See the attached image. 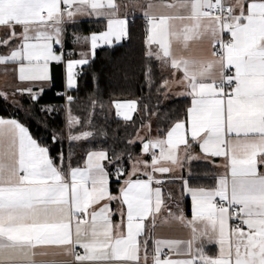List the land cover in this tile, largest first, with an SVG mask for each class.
Returning <instances> with one entry per match:
<instances>
[{"label": "snow or ice", "instance_id": "1", "mask_svg": "<svg viewBox=\"0 0 264 264\" xmlns=\"http://www.w3.org/2000/svg\"><path fill=\"white\" fill-rule=\"evenodd\" d=\"M120 9L117 0H0V28L7 29L0 65H16L20 81L48 82L50 64L65 63L66 86L74 88V70L91 63L100 42L112 46L129 35L128 14ZM142 14L146 55L182 73L176 83L192 98L186 120L165 138L144 143L146 154L160 150L151 153V164L136 161L147 178L133 179L141 170L134 167L113 193L111 180L119 183L127 171L108 167L119 157L114 161L105 149L92 148L73 166L70 154L53 157L18 117H0V264H264V0H149ZM77 16L106 20V31L83 38L89 51L64 61L65 26L77 23ZM203 39L212 51L192 56V44ZM16 91L35 102L43 88ZM116 108L131 120L136 104ZM78 125L69 110L70 143L95 137L74 132ZM51 141L58 142L55 134ZM192 144L222 158L224 173L212 188L181 178L192 202L187 219L179 209L172 212L171 194L166 199L161 187L170 181L155 174L170 173L173 168L162 162L176 166L181 146L187 152ZM165 216L190 229V238H154ZM208 245L216 246L214 254Z\"/></svg>", "mask_w": 264, "mask_h": 264}, {"label": "trees", "instance_id": "2", "mask_svg": "<svg viewBox=\"0 0 264 264\" xmlns=\"http://www.w3.org/2000/svg\"><path fill=\"white\" fill-rule=\"evenodd\" d=\"M119 1L134 5L143 0ZM105 27L106 21L101 19L74 23L68 29L88 34ZM146 30L144 18L135 15L130 20L129 35L122 43L98 48L91 63L78 72L77 86L70 92L74 95L70 104L66 105L64 98L57 95V91L64 90L63 84H59L44 90L35 102L27 96L20 105L8 99H0V117H18L27 124L38 142L50 148L53 157L60 152L70 154L73 166L82 164L86 150L103 148L114 161L117 157L120 158L114 167H108L111 170L124 168L127 170L126 175L132 158L142 150L139 142L129 143L133 141L137 130L154 119L156 132L161 136L165 135L172 124L187 116L191 101L189 97L166 99L162 87L166 74L158 60L146 55ZM117 99L137 101L138 108L131 120L119 118L116 114L113 102ZM93 101L96 102L95 105ZM42 107L55 110L49 114L40 111ZM68 110L81 121V125L73 131H92L95 133L93 139L79 143L69 142L65 128ZM52 134L58 138L55 144L51 141ZM196 165L208 166L202 162H197ZM118 184L116 181L112 183L114 190L118 189Z\"/></svg>", "mask_w": 264, "mask_h": 264}, {"label": "crops", "instance_id": "3", "mask_svg": "<svg viewBox=\"0 0 264 264\" xmlns=\"http://www.w3.org/2000/svg\"><path fill=\"white\" fill-rule=\"evenodd\" d=\"M117 2L121 5V9H120L121 14L127 13L129 20H131L132 17L135 15H141L143 17L142 13L145 10V7L147 3L149 2V0H143V1L135 3L134 5H130V8L128 10L126 9V6H125L126 3H124L123 1H119V0H117ZM76 20L78 22H81L84 20L89 21V20H101V19L82 18V17L77 16ZM69 25H72V24H67L65 26L66 33L64 36V44H63V51L65 53L64 61H67L68 59H79L81 53L89 51L90 42L86 43L83 38L90 37V35L93 33L98 34V33L106 31V27H105L101 31L84 34V33H79L77 31L68 29ZM17 31H19V29H17ZM6 33H7L6 28H0V37L5 36ZM225 34L229 36L228 33H225ZM74 37L81 38V39L75 40ZM124 39L125 38H123L119 43H116L115 41H113V45L122 43ZM104 46H109V45H106L103 42H100V45L97 47V49L100 47H104ZM56 48H57V54H60L59 53L60 46H56ZM152 48L155 49L156 46L152 45ZM146 49L148 51V45ZM96 50H95V53H96ZM211 51H212V48H211L210 42L207 39H203L201 41H197L192 44L190 54L195 57H202L205 55H209ZM158 62H160V66L162 67L163 72L166 74V78L164 79V81H168V86L163 87L164 95L166 99L183 98V97H189L190 99H192L191 96L186 94L187 90L185 89V87L183 85H179L176 83V81L180 79L182 73L180 71L173 70L171 67H169L167 64H164L161 61H158ZM16 67L17 66L13 64H9L6 66L0 65V68L5 69L6 71L8 70L13 71L12 80H14V83H12L13 85L8 86L6 85L7 79L4 77L2 81L0 82V88L2 89H5V88L14 89L15 87L18 88L19 83H25L29 85V87L27 88H31L34 93H39L41 88H43V91H44L50 87H53L54 85H59V84H63L64 89L69 92H71V90L76 88V87L67 88L66 86L65 63L52 62L50 64L51 80L48 82L20 81L18 79V73L14 71ZM81 69L82 68L78 67L74 71L78 73ZM76 86H77V77H76ZM20 95L29 96V94L26 92ZM128 102H135V104L137 103V101L133 99L114 100L113 105H114L116 114L118 111H123V110H118L116 108V103H128ZM190 106H191V101H190ZM137 108H138V104H136L135 110L130 113L132 118L135 115ZM118 116L119 118H123L122 115H118ZM186 117L178 121H184L186 120ZM174 124H172V126ZM172 126H170V128ZM156 138L163 139L165 138V135L163 136L159 135L153 129V127L151 126L149 122L144 124L142 127H140L137 130V133L133 141L139 142L142 145V150L140 151L138 155L132 158L131 163H130V168L127 174L121 178L118 184V188L121 186V184H123L124 180L128 179V173L131 172V170L134 167H138L141 170L138 173V176L132 177L133 179H136V178L146 179L147 178L146 176L143 175L142 165H137L136 161L137 160L146 161L148 164H151V153L155 152L156 154H159L160 150L159 148H155V149L150 148L149 152L146 154L143 152V144L147 143L149 139H156ZM178 155L180 157V163L177 164L176 166H172L170 163H167V162H162L163 166H168V167L173 168V170L170 173L164 174V175H161L160 173H156L155 176L156 178L170 181V182L164 183L161 186L162 193L164 194L166 199L168 195L171 194V197H172L171 200L177 201V210L179 209V212H182L187 219H191L192 202H191L190 195L182 191V179L181 178L189 179V182L193 186L212 188L216 184V177L224 173V168L222 167L223 160L222 158H218V157L206 156L196 144H192V147L187 152H185L183 149V146H181L180 150L178 151ZM186 157H196V159H187ZM197 162L206 163L208 164V166L207 167L198 166L196 165ZM198 177H202V178H198ZM115 181H116L115 179H112L111 184H110V187L113 193H117V190H114V188L112 187V183ZM171 200H168V204L169 202H171ZM169 205L171 207L172 212L175 213L174 210H176V208L172 204H169ZM112 207L113 209H115L117 205L113 203ZM113 219L114 221L119 222L120 218L114 217ZM164 219H165L164 223H160L158 221L157 227L155 228V231H154V238L156 239H181V240H187L190 238V229L186 228L183 224L179 223L178 221L174 219H167L166 216ZM207 250L209 254H214L217 249L215 245H208ZM53 258L63 259V257H49V259H53Z\"/></svg>", "mask_w": 264, "mask_h": 264}, {"label": "rangeland", "instance_id": "4", "mask_svg": "<svg viewBox=\"0 0 264 264\" xmlns=\"http://www.w3.org/2000/svg\"><path fill=\"white\" fill-rule=\"evenodd\" d=\"M125 6H126V9L127 10L130 8V4H127V5L125 4ZM12 74H13V71L12 70L11 71L10 70L6 71L5 69L0 68V82L5 77L7 79L6 85L12 86L13 85L12 83H14V80H12ZM27 87H29V85H27L25 83H19V87L18 88H16V87L14 89H7V88L2 89V88H0V92L6 93L7 96H8L7 99L9 101L13 102L14 104L20 105L22 103L23 98L25 96L24 95H20L19 93H16L17 92L16 90L17 89H26ZM27 97H30V95L27 96ZM68 115H69V110H68ZM153 121H154V119H150L148 122L151 124V126L153 127V129L155 131H157L154 128V126H153V123H154ZM66 134H67V137H68V130H67V133ZM169 204H172L176 208V210H174V211H175V213H177L178 212V210H177V201L176 200H171V202H169Z\"/></svg>", "mask_w": 264, "mask_h": 264}, {"label": "built area", "instance_id": "5", "mask_svg": "<svg viewBox=\"0 0 264 264\" xmlns=\"http://www.w3.org/2000/svg\"><path fill=\"white\" fill-rule=\"evenodd\" d=\"M229 38V36L228 35H224V39H228ZM57 93V95H58V93H59V95L58 96H62L63 98H64V103L67 105V103H68V101H67V96H72V97H74V95H72V93H70L69 91H66L65 89L64 90H62V91H57L56 92ZM113 173H115L116 172V168H113L112 170H111Z\"/></svg>", "mask_w": 264, "mask_h": 264}]
</instances>
